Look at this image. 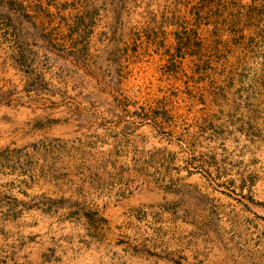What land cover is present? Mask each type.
<instances>
[{"label":"rangeland","instance_id":"rangeland-1","mask_svg":"<svg viewBox=\"0 0 264 264\" xmlns=\"http://www.w3.org/2000/svg\"><path fill=\"white\" fill-rule=\"evenodd\" d=\"M0 264H264V0H0Z\"/></svg>","mask_w":264,"mask_h":264}]
</instances>
